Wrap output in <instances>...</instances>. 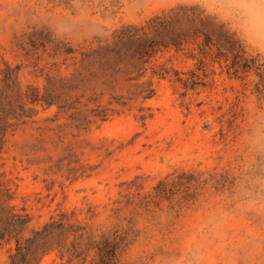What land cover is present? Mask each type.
Masks as SVG:
<instances>
[{"label": "rangeland", "instance_id": "1", "mask_svg": "<svg viewBox=\"0 0 264 264\" xmlns=\"http://www.w3.org/2000/svg\"><path fill=\"white\" fill-rule=\"evenodd\" d=\"M180 7L203 11L196 42L210 44L188 46L196 60H158L185 71L201 59L203 85L185 89L170 72L151 99L103 122L78 129L55 106L38 107L8 136L0 179L28 219L23 235L64 214L118 236L116 264H264V47L210 0H0V71L41 88L55 43L90 48ZM161 181L172 192L152 196Z\"/></svg>", "mask_w": 264, "mask_h": 264}, {"label": "trees", "instance_id": "2", "mask_svg": "<svg viewBox=\"0 0 264 264\" xmlns=\"http://www.w3.org/2000/svg\"><path fill=\"white\" fill-rule=\"evenodd\" d=\"M205 17L203 11L180 7L140 24L123 25L90 48L57 42L48 53L50 61L44 66L41 88L23 86L14 69L5 66L0 71V157L11 132L37 116L38 107L55 106L57 115H64L80 129L103 122L133 104L145 103L154 96L156 80L167 78L170 72L185 89L203 85L201 59H197L195 68L185 71L158 59L160 53L172 51V56L196 60L190 44L204 53L210 41L204 38L196 42L202 33L195 23ZM258 66L264 79V66ZM144 109L139 108L140 112ZM187 176L177 174L171 183H183ZM167 184L159 182L152 196L172 192L166 189ZM10 200V191L0 179V246H8L6 264H41L51 254L61 264H116L121 239L115 234H94L86 225L60 214L23 235L28 219Z\"/></svg>", "mask_w": 264, "mask_h": 264}, {"label": "clouds", "instance_id": "3", "mask_svg": "<svg viewBox=\"0 0 264 264\" xmlns=\"http://www.w3.org/2000/svg\"><path fill=\"white\" fill-rule=\"evenodd\" d=\"M210 11L242 26L245 37L264 47V0H210Z\"/></svg>", "mask_w": 264, "mask_h": 264}]
</instances>
